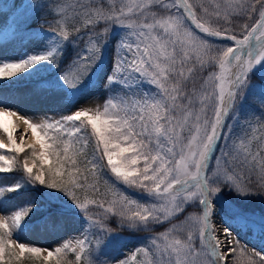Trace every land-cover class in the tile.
Returning <instances> with one entry per match:
<instances>
[{
  "label": "snow or ice",
  "instance_id": "6c2138e0",
  "mask_svg": "<svg viewBox=\"0 0 264 264\" xmlns=\"http://www.w3.org/2000/svg\"><path fill=\"white\" fill-rule=\"evenodd\" d=\"M152 2L160 4L161 0ZM257 5L258 20L254 25H243L239 37L227 28L206 26L207 20L202 22V18L197 17L195 5L188 0H172L171 4L162 5L166 11L176 8L177 12H169L167 17L159 19L152 14L151 23L130 20L128 27L137 29L130 35L136 39L132 42L125 40L119 46L109 82L120 80L127 83L138 75L154 85L156 93L150 96L146 94L138 102L139 107L129 109L126 103L122 106L109 99L96 109L85 106L59 120L44 118L41 123H33L19 116L34 137V143L27 146L31 149L32 164L30 166L26 158L23 172L33 183L62 191L81 210L89 224L80 235L83 239L72 238L74 244L68 241L55 249H41L12 238V232L31 208L19 210L7 218L0 215V231H3L0 234V264H20L26 253H31L39 264H81L82 258L83 264H109L108 261L93 260L92 253L112 231L107 221L113 216L118 217L121 224L132 227L144 225L148 231L152 224L167 221L171 227L152 238L153 246L160 249L161 256L165 252L168 254L167 264H201V258L207 264H264V254L255 250L250 253L248 247L225 227L218 235L212 220V200L223 187H229L239 195L264 194V147L260 148L261 154L256 156L251 147L245 145L249 151L241 159L239 155H233L235 145L226 144L220 148L222 155L216 158V167L209 168L208 163L218 141L224 136L225 118L233 112L251 83L250 74L254 67L264 61V0H239L226 6L223 15L219 8L215 10L218 20L227 21L232 15L252 19ZM60 7L58 0H54L52 12ZM129 11L132 9L129 8ZM73 13L84 19L85 27L91 24L94 28L96 20L91 6L79 5L73 9ZM204 13L208 15L207 9H204ZM185 14L195 28L206 36L231 40L235 46L216 45L195 36L184 22ZM96 15L103 19L112 18L100 8H96ZM139 15L144 16L145 11ZM119 22L123 23L122 20ZM65 24L67 22L63 18L56 19L54 15L49 24V29L62 41L70 38V32L62 27ZM70 27L72 32H80L75 23ZM104 31H108L107 27ZM89 43L92 46L88 53L82 55L62 76L70 87L79 82L98 57L100 48L91 40ZM59 55L57 47H53L45 54L2 63L0 79L17 76L42 61L55 62ZM212 66H218L220 70L215 77L219 81L218 93L198 94L195 87L186 91L190 78L194 80L200 71ZM197 100L200 110L194 112L192 109ZM257 103L262 110L259 119L264 121V101L257 100ZM209 106L211 117L206 114ZM17 115L15 111L0 108V130L7 134V143L0 142V149L14 154L26 150L25 137L20 142L14 139V132L19 129L8 119ZM66 122L76 133L75 142L85 145L94 142L93 160L87 161L94 175L107 170L116 181L148 193L153 197V203L148 205L131 199L113 183V194L117 198L101 202L92 200L91 205L97 209L92 212L89 203L77 195L78 191L87 192L89 188L96 191V185L90 186L88 177L79 171V163L84 161L77 158L86 154L82 148H75L69 155V147L64 145L61 149L57 143L63 140L60 132ZM228 127L231 128L230 125ZM46 129L55 130L56 135L50 137ZM36 144L39 145L38 151ZM15 163V159L0 155V172H11ZM37 166L39 170L34 171ZM18 187L0 189V196ZM105 203L109 206L105 207ZM189 205H193L195 212L188 213L182 221L181 214L187 212ZM90 228L94 229L91 235L97 237L95 246L88 238ZM156 241L163 244L162 249ZM69 252L74 259H67ZM138 252L141 250L134 251L119 264H141L137 261ZM142 254L152 257L144 264H160V260L155 259L153 249L146 246Z\"/></svg>",
  "mask_w": 264,
  "mask_h": 264
},
{
  "label": "rangeland",
  "instance_id": "374dc122",
  "mask_svg": "<svg viewBox=\"0 0 264 264\" xmlns=\"http://www.w3.org/2000/svg\"><path fill=\"white\" fill-rule=\"evenodd\" d=\"M53 2L54 0H0V64L6 60L15 61L26 53H34L36 55L40 52L47 53L53 47H57L60 55L64 56L68 63L66 65H50L46 67L43 62H40L33 65L29 78L24 80V82L12 79L6 83H0L1 92L11 91L9 99L4 106L6 109L10 111L19 109L23 116L30 119L33 123H41L44 118L59 120L62 117H67L85 106L96 109L98 106L104 105L109 99H113V102L122 106L126 103L129 109L133 106L139 107L138 102L142 101L146 94L150 96V94L156 93V87L138 75L133 76L127 83H121L120 80L109 82V77L113 74L117 52L121 43L125 40L132 42L136 39L135 36L130 34L137 29L129 28V21L136 20L151 23L153 22L152 14H155L157 19L167 17L169 12H177L176 8L166 11L162 6L171 4L172 0H161L160 4L153 3L152 0H58L61 7L54 13L51 9ZM188 2L195 5L194 10L197 12V17L202 18V22L207 20L206 26L219 29L227 28L230 32H235L238 37L241 34L243 25H254L259 18V5H257V12L252 13V19L247 16L237 15L230 16L227 21L217 19L215 14L217 8L220 9L221 15H223L226 6L236 4L239 0H188ZM82 4L91 6L93 18L96 20L94 28L91 24L85 27L84 19L74 15L73 9L78 8ZM42 5H45L48 14H53L56 19L63 18L67 22L62 27H65L70 32L68 40L62 41L55 32L47 27L41 30L38 29L39 31H36V33H31L30 30H27L23 34L16 32L8 36L4 35L5 30L11 25L8 19L10 13L22 9L25 12L22 15L24 16L27 13L34 12L35 9ZM96 8H100L102 12L108 13L112 18H100L96 15ZM129 8L132 9L131 12ZM204 9H207L208 15H205ZM141 11H145L144 16L139 15ZM120 20L123 23H120ZM184 22L187 28L197 37L216 45L235 46L231 40L206 36L195 28L191 21L186 18V14ZM73 23L80 28L79 33L71 31L70 25ZM105 27L108 29L107 32L104 31ZM90 29L92 30L90 31ZM90 40L100 48L98 57L79 82L74 87H70L64 82L62 76L82 55L88 53V49L92 46L89 43ZM124 54L127 55L126 52ZM219 72L218 66L206 67L197 74L194 80L192 78L189 79L186 91H191L195 87L198 94L218 93L217 85L219 81L215 77L219 75ZM210 76L211 79L209 78ZM250 79L251 83L246 88L244 95L234 106L233 112L225 118L224 136L219 140L212 154L209 168L216 167V158L222 155L220 148L226 144L229 146L235 145L233 155H239L241 159L249 151L247 146L251 147L254 155L259 156L261 154L260 148L264 147V140H261V137H264V121L259 119L262 110L258 106L257 100L264 101V61L254 67L250 74ZM99 110L102 111V107ZM192 110L199 112L200 104L198 100ZM206 114L211 117L210 106L206 110ZM19 116L10 117L15 125H19V122H22ZM65 125L69 126L67 122ZM229 125L231 126L230 129ZM23 127L15 131L14 139L20 142L22 137H25V146L30 143L33 144L34 137L31 129H28L24 124ZM75 135L74 131L67 135L66 145L74 139ZM35 147L38 151L39 145L36 144ZM81 148L86 155H81L77 158L78 161H84V163H79V171L88 177L90 186L92 184L96 185V191L89 188L87 192L78 191L77 195L86 203H89L92 212L97 211L90 203L92 200L101 202L117 198L113 194V183L116 188L120 189L121 193L131 199L148 205L153 203V197L148 193L129 188L116 181L115 177L107 170L94 175L91 165L87 163V161L93 160L94 142L90 141L86 145L83 144ZM30 150L28 149V151ZM3 152L4 154L2 155L13 159L10 151L3 150ZM251 158L250 156L249 159L251 160ZM27 159L31 166L32 160ZM86 168L87 171H85ZM38 170L37 166L35 171ZM1 182L5 185L17 184L18 179L4 174ZM43 193L44 198L53 200L59 205H53L50 203L52 201L49 202L50 204L46 203V201L42 202L43 199L36 196L33 192L28 196L22 195L18 199L0 202V210L10 209L11 211L13 210V213L20 208V205H18L20 202H30V204H34L43 211L44 215L34 218V220L30 221V224L28 222L25 223V226L19 224V229H14L12 232V238L20 243L40 247L41 249H55L68 241L74 244V241H72L73 237L83 239L80 235L86 230L89 222L81 210L62 191L44 188ZM249 197L250 195H239L229 187H223L212 200L214 205L212 213L213 226L219 225L217 229L218 235L222 227L227 228L238 241L248 247L250 253L255 250L260 254H264V217L257 210L252 211L247 206ZM108 206V203H105V207ZM192 207L193 205H189L186 209L187 212L181 214L182 221L186 219L188 213L195 212ZM193 222H195L194 216ZM107 223L112 231L104 237L102 243L92 253L93 260L119 264L128 255L139 249L141 252L137 253V261L144 264V262L152 259L151 256L145 257L142 254L143 249L147 246L155 251V259L160 260V264H167L169 260L168 254L165 252L161 256L160 249L154 248L152 239L171 227L167 221H163L160 224H152L150 231L146 230L144 225L132 227L128 224H121L119 218L115 216L110 217ZM93 231L94 229H89L88 238L91 240L92 246H95L97 237L91 235ZM156 243L160 245L161 249L163 248V244L160 241H156ZM44 254L46 255V252ZM246 259L245 257V261ZM201 264H207V261L201 258Z\"/></svg>",
  "mask_w": 264,
  "mask_h": 264
},
{
  "label": "trees",
  "instance_id": "16d2710c",
  "mask_svg": "<svg viewBox=\"0 0 264 264\" xmlns=\"http://www.w3.org/2000/svg\"><path fill=\"white\" fill-rule=\"evenodd\" d=\"M45 5L40 6L39 8L35 9L34 12L27 13L26 15L22 16L25 12H23L22 9H19L17 11H14L13 13H10L8 18L9 22L11 23V32H19L20 34L25 33V31L30 30L32 32L36 31L37 29H44V28H49L50 21L53 17V14H48L47 9H45ZM17 12V13H16ZM34 54L26 53V55L21 56V60L27 59L29 56H32ZM18 62V61H17ZM43 64H45L46 67L48 66H59V65H66L68 64L64 58V56L59 55L58 59L55 62L51 61H42ZM33 66L27 69L25 72H22L18 74L17 76H14L10 79H15L19 81H24L29 78L30 72L32 70ZM33 79H36L32 77ZM3 80V79H2ZM9 80V79H5ZM264 126V123H263ZM47 134L50 137H53L56 135L55 130H47ZM74 129L68 126H64L63 130L60 132V136L63 138L62 142L57 141V143L60 144V148L62 149L64 145L67 143V135ZM70 149L69 155H72V150L75 148H81L83 146L82 142H75L74 139H72L68 145ZM26 149V148H25ZM29 157L31 158V150L28 151V148L25 150V152L20 153V154H14L13 153V159H15L16 163L13 165V170L11 172H0V189H8L11 187H15L16 185H19L18 188H16L15 191H5L3 196H0V202H7L11 201L12 199H18L22 195L28 196L31 192H33L36 196L39 198H42L43 201H46V203L50 204L52 203L53 205H59V203H56L53 200L44 198L43 195V189L48 188L44 185H41L39 183H33L31 180L28 179L26 176L27 174L23 172V158ZM51 163V161H49ZM67 167V166H66ZM4 174H8L9 176L16 177L18 179V184L15 185H5L1 182V178ZM52 201V202H50ZM50 202V203H49ZM264 194H251L249 199H248V205L250 209L257 210L261 216L264 217ZM18 205H20L19 210H23L26 208H31V211L28 213V215L21 221L20 225L25 226L26 222L30 224L31 220H34V218H38L40 216H43V211L41 208L36 207L34 204H30V202L24 203L20 202ZM54 206V207H55ZM0 234H3V231H0ZM28 246V245H27ZM67 259L71 260L74 259L72 254L69 252L67 253ZM20 264H39V261H36L32 258L31 253H26L25 256L23 257L22 261ZM83 264V258L82 262Z\"/></svg>",
  "mask_w": 264,
  "mask_h": 264
},
{
  "label": "bare ground",
  "instance_id": "6f19581e",
  "mask_svg": "<svg viewBox=\"0 0 264 264\" xmlns=\"http://www.w3.org/2000/svg\"><path fill=\"white\" fill-rule=\"evenodd\" d=\"M253 43H255V41H253ZM11 91L10 90H7V92L6 93H4V92H1L0 91V108H2V109H6L4 106L6 105V102H7V100L9 99V93H10ZM6 110H9V109H6ZM15 112L18 114V115H20V116H23V113L21 112V110H15ZM27 112H29V111H27ZM17 115V116H18ZM23 124H24V122L22 121V122H19V125L17 124V125H15L16 126V128H24L23 127ZM25 125V124H24ZM15 133V132H14ZM18 135V134H17ZM19 138V137H18ZM0 142H3V143H7V134L6 133H4L2 130H0ZM3 150L4 149H0V155H2V154H4V152H3ZM11 214H13V210L11 211L10 209H5V210H0V215H4V216H6V218L7 217H10L11 216ZM8 222H9V225L11 226V219L9 218V220H8ZM218 224H216L215 225V227H216V230L218 229ZM16 230H18L19 228L18 227H16L15 228Z\"/></svg>",
  "mask_w": 264,
  "mask_h": 264
},
{
  "label": "water",
  "instance_id": "95a60500",
  "mask_svg": "<svg viewBox=\"0 0 264 264\" xmlns=\"http://www.w3.org/2000/svg\"><path fill=\"white\" fill-rule=\"evenodd\" d=\"M218 144V143H217Z\"/></svg>",
  "mask_w": 264,
  "mask_h": 264
}]
</instances>
